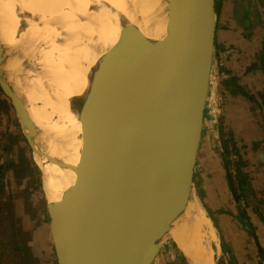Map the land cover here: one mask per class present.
Returning <instances> with one entry per match:
<instances>
[{
  "label": "water",
  "instance_id": "1",
  "mask_svg": "<svg viewBox=\"0 0 264 264\" xmlns=\"http://www.w3.org/2000/svg\"><path fill=\"white\" fill-rule=\"evenodd\" d=\"M225 1L174 0L181 47L170 70L133 38L131 59L103 73L88 109L86 160L77 161L85 192L76 233L70 240L50 225L58 264H174L181 256L177 233L202 207L222 80ZM0 88L19 117L45 188L63 204V189L43 161L50 157V139L35 108L41 100L22 80L1 36ZM228 169L240 200L229 162Z\"/></svg>",
  "mask_w": 264,
  "mask_h": 264
},
{
  "label": "bare ground",
  "instance_id": "2",
  "mask_svg": "<svg viewBox=\"0 0 264 264\" xmlns=\"http://www.w3.org/2000/svg\"><path fill=\"white\" fill-rule=\"evenodd\" d=\"M175 12L174 0H0V36L22 80L42 102L35 108L50 139V157L43 161L63 189V204L45 189L51 225L67 231L70 240L84 205L77 161L86 160L88 109L102 75L131 59L133 38L143 40L170 70L181 47ZM29 136L36 144L35 135ZM207 222L193 210L177 233L188 264H216L205 237Z\"/></svg>",
  "mask_w": 264,
  "mask_h": 264
},
{
  "label": "crops",
  "instance_id": "3",
  "mask_svg": "<svg viewBox=\"0 0 264 264\" xmlns=\"http://www.w3.org/2000/svg\"><path fill=\"white\" fill-rule=\"evenodd\" d=\"M221 50L228 58L221 59L224 87L218 95L216 139L210 141L202 204L211 211L216 264H264V207L256 214L248 210L251 218L236 210L254 207L256 198L264 200V0L225 1ZM239 159L245 163L240 169ZM228 162L240 200L230 186ZM45 242L39 247L48 258L49 246L55 245Z\"/></svg>",
  "mask_w": 264,
  "mask_h": 264
},
{
  "label": "rangeland",
  "instance_id": "4",
  "mask_svg": "<svg viewBox=\"0 0 264 264\" xmlns=\"http://www.w3.org/2000/svg\"><path fill=\"white\" fill-rule=\"evenodd\" d=\"M222 74L221 65V77L223 79ZM223 87L224 85L220 83L219 91ZM0 94L3 100L6 101V104L0 105V164L4 165V168L0 169V213H13L19 221L24 233L23 243L28 251L24 264H58L55 248L53 249L51 245L49 246L51 247L49 248V254L51 255H48L47 258L45 257L47 255L44 253V248L39 247V245L44 247L45 241L52 243L53 240L50 226L51 215L48 210V199L43 176L33 160L32 149L23 134L22 126L13 104L4 93ZM213 130L216 134V129L213 128ZM33 169H35V172L32 171ZM27 188H29L28 192L20 194L19 190H26ZM255 200L258 202L257 205L255 204L252 207L255 208V211L251 207L246 208L247 218H251L248 215V210L252 213L255 212V214L256 211H263V198V202L257 198ZM236 210L240 216L245 217V214H243L245 210H238V208ZM43 211H47L50 217L49 220L44 218V215H42ZM201 212L208 219L204 229L205 237L214 251L216 261L217 245L214 238L215 229L209 217L211 211L202 204ZM37 241H39V244H37ZM178 260L184 262L182 253Z\"/></svg>",
  "mask_w": 264,
  "mask_h": 264
},
{
  "label": "trees",
  "instance_id": "5",
  "mask_svg": "<svg viewBox=\"0 0 264 264\" xmlns=\"http://www.w3.org/2000/svg\"><path fill=\"white\" fill-rule=\"evenodd\" d=\"M221 84L224 85V80H222ZM0 93H3L1 88ZM4 103L6 104V101L3 100L0 94V105H4ZM238 163L239 169L245 164L242 159H239ZM2 168H4V165L0 164V169ZM32 171L35 172V169ZM36 171L39 172L38 169H36ZM241 176L242 174L239 175L240 184H242ZM240 186L243 187V185ZM28 190L29 188L26 190H19V192L20 194L26 193ZM243 214H246V211H244ZM42 215H44L45 219H50L47 211H43ZM23 242L24 233L16 216L10 212L4 214L0 213V264H24L28 251Z\"/></svg>",
  "mask_w": 264,
  "mask_h": 264
},
{
  "label": "built area",
  "instance_id": "6",
  "mask_svg": "<svg viewBox=\"0 0 264 264\" xmlns=\"http://www.w3.org/2000/svg\"><path fill=\"white\" fill-rule=\"evenodd\" d=\"M233 49H231L230 51H232ZM229 52V51H228ZM228 58V54H221V59L222 61H226V59Z\"/></svg>",
  "mask_w": 264,
  "mask_h": 264
}]
</instances>
